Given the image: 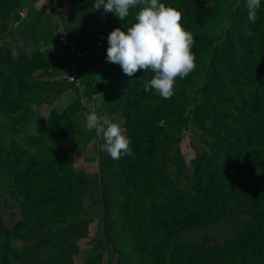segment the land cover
<instances>
[{"label":"trees","instance_id":"16d2710c","mask_svg":"<svg viewBox=\"0 0 264 264\" xmlns=\"http://www.w3.org/2000/svg\"><path fill=\"white\" fill-rule=\"evenodd\" d=\"M33 1L0 0V40L14 32L33 43L15 55L14 43L0 42V207L21 215L8 227L0 214V264H264V0L255 23L247 0H159L182 13L196 57L168 99L145 91L150 69L128 77L107 62L109 34L130 28L144 5L120 21L95 0H59L62 26L29 7L13 27ZM60 27L78 53L92 52L74 67L77 84L64 78ZM90 103L98 116L126 121L131 155L101 151L103 137L86 129ZM184 132L197 142L188 163ZM79 141L91 145V174L68 147L58 150ZM225 220L222 242H186V231Z\"/></svg>","mask_w":264,"mask_h":264},{"label":"clouds","instance_id":"9594fccd","mask_svg":"<svg viewBox=\"0 0 264 264\" xmlns=\"http://www.w3.org/2000/svg\"><path fill=\"white\" fill-rule=\"evenodd\" d=\"M45 1L42 3L41 0H36L28 7L19 8L13 21V27L23 26L22 22H25L31 15L29 7L37 13H51V16L57 18L60 26H62L63 23L58 18L63 12L62 5L58 4V0ZM138 5H144V7L136 13V22L126 31L116 28L109 34L107 62L120 65L123 73L128 77H132L140 70L147 71L150 69L155 75L145 85V91L154 89L162 98H171L174 94L176 78H185L196 67V57L191 51L194 38L180 23L182 13L172 7L165 6L159 0H107V3L105 0H95L93 8L98 11L103 6L105 12L115 13L122 21L129 16L130 9ZM207 6L211 7L210 4ZM259 8L260 0H247L248 20L252 23L257 21ZM24 12L25 15H23ZM58 32L56 45L60 53L67 54V71L64 78L69 84H77L78 79L73 71L74 67L78 61L91 56L92 52L85 50L83 53H78L63 33L62 27ZM248 35H252V33L249 32ZM32 45L31 42V45L24 52H27ZM38 45L44 48L41 43ZM96 103L98 104V100ZM88 106L91 113L86 117V129L90 132L95 130L97 137H103L105 142L101 145V151H106L114 160L121 159L123 155H131L130 139L126 137L125 129L122 127L126 121L121 119L119 123H114L106 117L98 116L93 103L88 104ZM64 143L58 147V150L60 147L62 150L66 149ZM67 152L74 157L71 151ZM82 198L84 203V196Z\"/></svg>","mask_w":264,"mask_h":264},{"label":"rangeland","instance_id":"374dc122","mask_svg":"<svg viewBox=\"0 0 264 264\" xmlns=\"http://www.w3.org/2000/svg\"><path fill=\"white\" fill-rule=\"evenodd\" d=\"M41 2L45 3L46 1L41 0ZM58 4L62 5L63 2H60L58 0ZM38 5H40V4H38ZM23 15H25V12L23 13ZM58 18L61 21L60 15ZM61 23H62V21H61ZM6 38H7V40H6ZM0 42L14 43L15 49L13 50V53L15 55L19 51V48H21L23 51H25L31 45V42L29 40L24 39L23 35H21V34L15 35L14 32L8 34L7 37L4 36L0 40ZM55 98H56L55 95H51L48 97L49 102L45 103V105L42 106L43 109L45 110V111H41V113L43 115H45L47 113V111H49L48 106H49V104H52V101L55 100ZM60 100H59V102H60ZM191 144L196 146L197 142L196 141H190L189 134L184 132L182 141L180 143V150H181V152H182V154H183V156L187 162L192 157H194V149H193ZM69 146H71V145H69L68 142L64 143V147L65 148L68 147V150L74 154V160H75L76 167L84 169V171L88 174L95 172L94 164L91 161H88L90 158L93 157L91 145H86L85 143H82L79 141L76 148H72ZM32 153H34V151ZM85 192H86V190H85ZM85 192L83 194L84 200L86 203L89 204L90 199L91 198L94 199V195L90 190H88L86 192V195H85ZM12 207H14V206H11L9 203L6 206L0 207V214L4 218L8 227L11 226L16 220H19L21 217L20 211L18 212L17 210H15ZM239 218H240V220H239V223L237 224L236 232L239 230L240 226L246 221L247 217L242 215V216H239ZM220 223H222V222L214 224L213 226L210 225V226L203 228V229H195V230L186 231L184 238L186 239V242H188L190 240L197 239V236L200 235L201 238H206V241L209 242L210 244L222 242L225 239V236L227 234H220V232L224 229V227L227 223V220H225L222 224H220ZM95 230H96L95 227H92L90 229V238H92L94 236ZM91 244H92L91 241H85V242L81 243V253L77 257L78 263H80L84 259L85 255H86V251L90 248Z\"/></svg>","mask_w":264,"mask_h":264}]
</instances>
